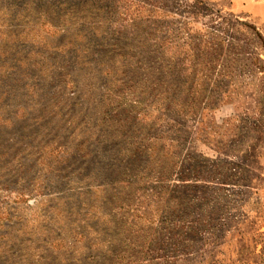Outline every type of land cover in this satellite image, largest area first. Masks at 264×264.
Masks as SVG:
<instances>
[{"label": "rangeland", "instance_id": "obj_1", "mask_svg": "<svg viewBox=\"0 0 264 264\" xmlns=\"http://www.w3.org/2000/svg\"><path fill=\"white\" fill-rule=\"evenodd\" d=\"M246 2L0 0V264H264Z\"/></svg>", "mask_w": 264, "mask_h": 264}, {"label": "crops", "instance_id": "obj_2", "mask_svg": "<svg viewBox=\"0 0 264 264\" xmlns=\"http://www.w3.org/2000/svg\"><path fill=\"white\" fill-rule=\"evenodd\" d=\"M241 4H243V3L241 2ZM243 7H244V9H247L249 7L248 0H247L246 4ZM255 7L258 10V12H260L261 5H256L255 4Z\"/></svg>", "mask_w": 264, "mask_h": 264}]
</instances>
